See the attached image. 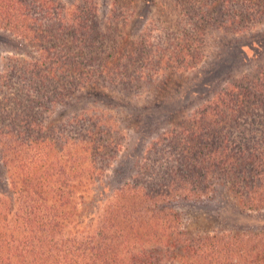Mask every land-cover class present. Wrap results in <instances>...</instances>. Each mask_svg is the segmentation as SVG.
<instances>
[{
  "label": "trees",
  "instance_id": "obj_1",
  "mask_svg": "<svg viewBox=\"0 0 264 264\" xmlns=\"http://www.w3.org/2000/svg\"><path fill=\"white\" fill-rule=\"evenodd\" d=\"M253 1L261 3L254 19H264V0H248ZM227 2L210 0L198 11L192 7L191 31L202 34L204 25L212 30L225 27L227 19H222L226 17L232 24H240L241 20L231 17L234 13L230 11L228 15L224 10ZM59 10L57 0H0V27L35 47L39 57L28 67L38 70L37 78L31 77L39 87L49 89L48 85H52L57 91L51 105L60 102L58 97L62 95L71 96L68 92L81 94L90 87L105 88L99 87L98 79H107L109 85L129 84L137 76L142 77V70L151 71L145 64L151 65L154 59L157 65L173 69L191 66L189 60H195L196 55L184 47L173 59L162 45H153L151 53H144L124 40L98 59L89 58V54L82 57V45L93 48L86 41L93 30L89 12L82 19L76 13V19L67 20L64 30L71 29L70 47L66 41L57 45L65 17ZM58 19L59 26H53L52 21ZM193 43L196 51L197 43ZM143 45L139 46L144 48ZM138 60L143 65L137 67ZM134 65L135 69H131ZM164 70L158 66L152 72ZM63 78L65 85L61 83ZM98 111L88 118L94 121L92 130L87 129L80 138L60 132L54 137V130L49 134L51 124L37 120L22 125L24 134L6 127L0 135L5 140H0L3 166L13 181V196L0 198V264H264L260 233L194 234L182 222L180 213L170 207L174 201H199L207 197L215 183H223L240 211L264 210V64L253 77L230 78L188 115L189 126L182 127L178 137L174 136L175 126L165 131L178 156L169 157L176 166L165 177L140 166L139 170L144 168L143 175L136 174L95 201L104 205L96 209L86 231H73L76 225L71 229L69 225L80 197L78 192L86 187L84 184L106 178L114 158L106 150L118 146L113 141L115 130L109 126L112 117ZM79 119L86 118L78 114L71 121ZM181 126L180 123L177 130ZM207 130L212 132L205 133L198 142L200 133ZM26 131L32 135H26ZM10 136L15 142L12 150L6 140ZM74 179L76 186L71 184ZM89 191L94 192L91 188ZM16 201L22 207L14 210V205L19 204Z\"/></svg>",
  "mask_w": 264,
  "mask_h": 264
},
{
  "label": "rangeland",
  "instance_id": "obj_2",
  "mask_svg": "<svg viewBox=\"0 0 264 264\" xmlns=\"http://www.w3.org/2000/svg\"><path fill=\"white\" fill-rule=\"evenodd\" d=\"M57 1L59 11L63 10L65 13L62 36L57 45L66 41L72 47L71 29L64 30L67 20L76 19L77 14L82 19L89 12L88 19L93 30L86 41L92 43L93 48L82 45L79 49L82 48L86 53L81 52L82 57H88L89 54V58L98 59L99 56L109 54L110 49L121 40L144 53H151L153 45H162L167 55H173V59H176L182 47L186 51H192L191 55H196L195 60H189L184 53L183 56L187 57L191 66L186 64L180 69L157 65V60L154 59L151 65L148 66V62L145 64L151 71L146 73L142 70V77L137 76L129 84L109 85L107 79H98L99 87L105 88L96 87L95 90L90 87L81 94L68 92L71 96L63 98L62 95L58 97L60 102L51 105L53 102L50 101L58 96L57 91L53 90L52 85H48L49 89L39 87V82L34 79L37 78L38 70L33 71L28 67V64H33L39 57L35 47L29 41L0 27V135L6 131V127L7 130L21 131L24 134L22 125L37 120L50 123L49 134L54 130V137L60 132L80 138L87 129L92 130L94 121L91 122L88 118L93 113L98 114V110H102L106 116L112 117L109 126L115 130L113 141L118 146L116 149H107L106 154L114 155V158L110 162L106 178L94 184L88 182L78 192L80 197L76 201V211L69 225L70 229L76 225L73 231L84 232L91 225L90 218L95 215L96 209L101 210L104 205L95 201L131 181L136 174L143 175L144 168L139 170L140 166L150 172L154 171L160 177H165L170 169L175 168L173 158L169 157L178 156L174 152L172 141L167 139L170 136L165 134L170 126L178 129L181 123L179 130H173L177 131L174 136L178 137L182 134V127L189 126L188 115L205 104L230 78L257 75L264 64V19L253 17L255 11L260 9V1L249 3L248 0H228L224 10L228 11V15L230 11L234 13L235 16L231 17L241 20V23L232 24L226 17L222 19H227V26H223L224 28L212 30L204 25L202 34L198 32V35L191 31L194 21L189 13L192 7L198 11L201 4L207 5L210 0ZM71 15L73 16L69 18ZM52 22L53 26H59V19ZM220 22V19L216 21L217 24ZM193 41L197 43L196 51H193ZM142 44L144 48L139 46ZM139 61L136 63L137 67L143 65ZM158 66L165 70L154 74L152 69H157ZM135 67L136 65L131 69ZM26 68L27 73L24 71ZM62 80L61 83L67 84L64 78ZM78 114L86 119H79L76 123L71 121ZM211 132L212 130L201 132L198 142L201 141L200 138H205V133ZM26 135L32 134L26 131ZM13 139L11 136L6 139L10 141L8 148L11 147V150L15 146ZM0 140L5 142L3 138ZM3 153L0 147L1 199L4 198L3 195L10 198L13 196V181L11 183L8 169L3 166ZM13 158L14 154L11 159L16 166L17 160ZM35 180L36 178L32 180V187ZM16 181L17 185H22L18 179ZM71 184L76 186V179ZM90 188L94 192H90ZM235 204L227 186L215 183L207 197L199 201H174L170 207L180 213L182 222L194 234L220 231L260 233L264 242V210L242 212ZM20 206V203L15 204L13 209Z\"/></svg>",
  "mask_w": 264,
  "mask_h": 264
}]
</instances>
